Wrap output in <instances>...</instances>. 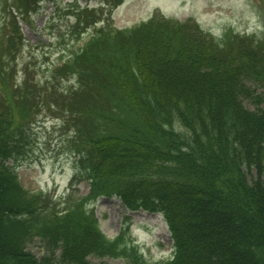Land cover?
Returning <instances> with one entry per match:
<instances>
[{
    "label": "trees",
    "instance_id": "trees-1",
    "mask_svg": "<svg viewBox=\"0 0 264 264\" xmlns=\"http://www.w3.org/2000/svg\"><path fill=\"white\" fill-rule=\"evenodd\" d=\"M40 1L0 0V264H264V0L258 33L228 27L215 37L161 15L99 25L47 79L22 71L19 81L8 67L23 42L16 16ZM74 7L80 23L88 6ZM64 77L72 84L59 86ZM51 106L73 127L74 179L89 182L84 196L58 202L24 188L8 163ZM101 195L160 212L171 256L147 261L126 228L105 236L87 207ZM35 238L39 256L27 248Z\"/></svg>",
    "mask_w": 264,
    "mask_h": 264
},
{
    "label": "rangeland",
    "instance_id": "rangeland-1",
    "mask_svg": "<svg viewBox=\"0 0 264 264\" xmlns=\"http://www.w3.org/2000/svg\"><path fill=\"white\" fill-rule=\"evenodd\" d=\"M257 1L41 0L40 6L26 21L21 15L16 16L23 42L17 48L15 59L11 57L8 61V67L16 72L19 81L23 78L22 71H28L35 80L44 81L54 67L77 50L99 25L130 28L155 15L178 21L194 20L215 37L228 27L237 33H258V22L261 21ZM75 3L80 7L88 6V11L81 14L80 23L75 22L78 11ZM93 8L96 13L90 10ZM97 16L100 21L90 25L89 20ZM4 22H8V16L0 11V35L1 31L4 32ZM83 23H87L88 27L81 32ZM71 84L72 81L64 77L58 85L66 87ZM243 104L249 109L254 107L246 99ZM49 108L40 111L28 129L25 154L8 163L14 166L18 180L30 192L50 194L56 202L67 200V196L72 194L84 196L89 188L88 180L74 179L77 154H72L73 127L62 124L59 110L52 106ZM87 207L94 209L99 229L108 238H114L126 228L127 235L137 243V251L147 261H162L171 256L172 239L161 213L129 210L115 195H101ZM27 248L37 256L43 252L37 238L29 242ZM89 259L91 264H127L121 257L89 256Z\"/></svg>",
    "mask_w": 264,
    "mask_h": 264
}]
</instances>
